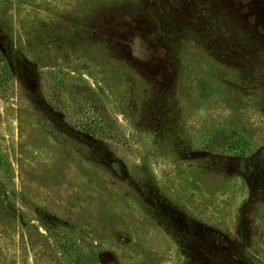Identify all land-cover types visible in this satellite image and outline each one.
Masks as SVG:
<instances>
[{
    "label": "rangeland",
    "instance_id": "rangeland-1",
    "mask_svg": "<svg viewBox=\"0 0 264 264\" xmlns=\"http://www.w3.org/2000/svg\"><path fill=\"white\" fill-rule=\"evenodd\" d=\"M0 52V264H264V0H0Z\"/></svg>",
    "mask_w": 264,
    "mask_h": 264
},
{
    "label": "trees",
    "instance_id": "trees-1",
    "mask_svg": "<svg viewBox=\"0 0 264 264\" xmlns=\"http://www.w3.org/2000/svg\"><path fill=\"white\" fill-rule=\"evenodd\" d=\"M52 74H56L50 72ZM12 72L6 62L4 53L0 52V94L6 93L10 87ZM60 82V80H57ZM67 84V83H66ZM68 87V86H66ZM81 87V86H80ZM75 90L80 92L79 95L85 103V107L96 113L93 134L99 137L120 141V133L109 115L102 99L97 92L88 83L81 88L72 86L66 90H59L63 97H69V94ZM64 99V98H63ZM65 100V99H64ZM67 100V99H66ZM41 226L48 233L55 250L60 254L58 259L62 264V257L69 264H100L98 255L93 244L88 245V249L81 247L72 234H76L75 228L68 223H61L56 218H45L41 220ZM32 228L39 232V227L32 224Z\"/></svg>",
    "mask_w": 264,
    "mask_h": 264
}]
</instances>
